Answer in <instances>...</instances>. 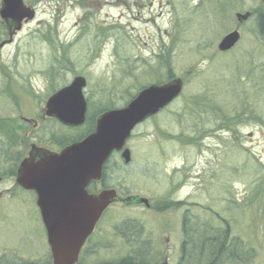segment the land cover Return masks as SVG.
Returning <instances> with one entry per match:
<instances>
[{
    "label": "rangeland",
    "instance_id": "rangeland-1",
    "mask_svg": "<svg viewBox=\"0 0 264 264\" xmlns=\"http://www.w3.org/2000/svg\"><path fill=\"white\" fill-rule=\"evenodd\" d=\"M22 1L34 16L0 48V263L52 264L35 195L13 175L32 145L58 151L85 136L100 111L179 78V95L131 133L129 162L107 161L119 200L77 264L132 254L179 264L184 215L227 226L253 253L249 264H264V0ZM246 11L252 18L238 22ZM234 28L240 40L220 53ZM6 33L0 18V43ZM75 76L86 80L87 107L84 123L68 127L43 110ZM133 196L148 206L125 201Z\"/></svg>",
    "mask_w": 264,
    "mask_h": 264
},
{
    "label": "water",
    "instance_id": "water-1",
    "mask_svg": "<svg viewBox=\"0 0 264 264\" xmlns=\"http://www.w3.org/2000/svg\"><path fill=\"white\" fill-rule=\"evenodd\" d=\"M33 16V9L25 6L22 0H1L0 18L7 26L8 39L0 43V48L12 41L22 21ZM249 16L250 12L235 14L239 22ZM239 37L238 30L230 31L220 39L217 49L229 50ZM85 83L83 77L76 76L69 85L53 93L45 103V114L67 126L81 125L86 112L82 93ZM181 90L179 78L161 85L151 84L124 107L101 113L96 118L94 130L82 140L58 152L32 146L28 156L19 163L15 182L36 193V205L53 264H76L80 248L104 210L119 200L113 188L88 194V183L101 178L103 164L113 151H121L123 162L128 163L130 153L124 146L133 128L163 109ZM125 201L148 206V200L142 197H128Z\"/></svg>",
    "mask_w": 264,
    "mask_h": 264
},
{
    "label": "trees",
    "instance_id": "trees-1",
    "mask_svg": "<svg viewBox=\"0 0 264 264\" xmlns=\"http://www.w3.org/2000/svg\"><path fill=\"white\" fill-rule=\"evenodd\" d=\"M257 18L259 25L258 33L262 35L260 31L262 27L264 28V14L259 13ZM93 125L94 123L92 121L87 129V133L93 129ZM82 136L77 138H81ZM181 230L183 238L180 244L179 264L183 262L188 264L250 263V257L253 253L249 249H244V243L238 238L230 237V229L225 225L224 227H213L206 222L198 221L188 215H184L181 222ZM196 247L198 248L195 249ZM118 264L146 263L142 255L137 254L134 257L132 254L121 259Z\"/></svg>",
    "mask_w": 264,
    "mask_h": 264
},
{
    "label": "flooded vegetation",
    "instance_id": "flooded-vegetation-1",
    "mask_svg": "<svg viewBox=\"0 0 264 264\" xmlns=\"http://www.w3.org/2000/svg\"><path fill=\"white\" fill-rule=\"evenodd\" d=\"M116 155H118L119 156V153L117 152V153H115ZM15 177V176H14ZM108 181H109V179H108V177H107V175H106V172H104V174H103V176H102V178H101V180H99L98 182H95V181H91L89 184H88V186H87V188H86V190H87V192L89 193V194H93V193H96V192H98L99 190H101L102 188H106V187H108V186H110L109 184H108ZM30 193L33 195H35V193L33 192V191H30ZM88 241V240H87ZM87 241L85 242V244L87 243ZM84 244V245H85ZM84 247V246H83Z\"/></svg>",
    "mask_w": 264,
    "mask_h": 264
}]
</instances>
